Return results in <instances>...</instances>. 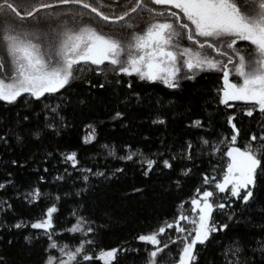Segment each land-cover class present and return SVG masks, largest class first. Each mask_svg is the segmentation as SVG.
Instances as JSON below:
<instances>
[{
    "label": "snow or ice",
    "instance_id": "6c2138e0",
    "mask_svg": "<svg viewBox=\"0 0 264 264\" xmlns=\"http://www.w3.org/2000/svg\"><path fill=\"white\" fill-rule=\"evenodd\" d=\"M97 2L99 7L89 0H41L35 4L25 0L28 6L22 12L23 5L19 0H0V102L15 106L24 94L34 98L36 103L41 98L47 100L49 97L46 94H59L60 90L71 86L81 62L101 66L107 61L113 73L129 76L134 73L142 80L160 81L171 89L180 88L181 81H195L200 72L217 70L223 77V87L217 89L219 103L231 108L230 101H248L252 102V107L247 109L248 116H252L256 108L264 112V0H245L244 8L236 0H133L127 11L116 16L106 15L100 10L104 6L102 0ZM150 4L170 5L175 10L173 7L159 10ZM85 9L98 13L105 21L124 22L129 29L128 35L118 37L99 31L84 21ZM145 10L151 19L142 31L136 30L137 25L130 13H143ZM185 38L193 46H183ZM238 41L250 42L248 47L253 48L251 56H246L237 47ZM208 50L217 55H209ZM96 71L103 72V69L97 67ZM233 76L239 82L230 78ZM96 87L104 88V85ZM131 87L129 83L128 88ZM133 95L140 102V94L134 92ZM22 107L28 109L27 99ZM62 110L61 105L52 107L45 104L43 119L36 124L32 123L35 119L32 111L28 114L22 111L15 113L4 125H0V146L10 148V141L13 140L17 145L24 146L34 140L39 141L49 131L59 134L57 121L59 128L66 126L64 118L58 115ZM120 117L126 118V114L117 111L112 118ZM228 119L232 123L235 116ZM166 122L164 117L152 121L154 124ZM190 126L202 127L203 122L196 119L190 122ZM87 127L93 130L84 137V142L90 143L96 135L93 125ZM232 128L238 133L235 123H232ZM236 139L237 135H233L232 143L227 147L228 160L223 179L204 176V184L215 181V188L225 194L226 201L214 203L213 191L200 193L197 188L200 198L191 200V217L181 212L172 223L160 226L158 231L138 235V240L155 246L148 254L146 264H158V255L168 248V243H179L181 246L175 264H200L197 245L211 244L216 239L213 233L221 230L228 238V245H219L223 256L216 258V264H264V133L259 140L253 135L244 148L234 146ZM201 140L203 145L213 147L208 140ZM126 147L131 149V145ZM213 150L221 151L219 147ZM35 155L23 161L18 157L10 163L24 168L29 159L35 160ZM52 155L50 152L44 154L45 165ZM60 155L72 166L80 163L77 151ZM135 155V152H129L123 159L132 160ZM184 157L194 163L196 157L192 141L186 142L182 155L161 160L145 158L141 164L146 166L144 174L147 175L160 164L172 169L173 161ZM49 171L47 166L43 168L44 173ZM85 171L92 172L91 169ZM117 171L122 173L124 169ZM181 171L183 175H188L192 169ZM94 174L105 175L100 171ZM80 178L89 181L87 175ZM58 179L63 180L64 177L59 176ZM38 180L45 181L46 175L39 176ZM11 184L6 178L0 183V190H7ZM133 191L139 193L143 189L134 188ZM44 195L39 184L32 186L27 194L18 192L20 199L33 206ZM59 200L60 197L56 196L46 211L41 212L40 218L34 220L18 218L10 223L8 219L0 218V232L7 235L20 229L43 230L42 233L29 232L23 237L29 245L46 237L42 264H81L79 257L92 264L94 255L87 251L85 243L91 245L94 241H85L73 248L68 244L61 245L54 238V214L58 218L60 209L56 201ZM2 203L5 205L3 215L7 217L14 210V205L9 201ZM225 209H228L227 220L230 222L219 221L213 215L216 212L219 216ZM181 221H188L191 228L182 226ZM84 223L81 217L78 226L71 231L83 230ZM167 229H174L181 235L161 246L159 237ZM87 232L92 233L94 229L88 226ZM14 242V238L0 236V247L13 246ZM57 250L59 254H55ZM118 251L120 249L116 247L101 249L98 259L104 264H120ZM0 264H16V261L10 259L5 249L0 252Z\"/></svg>",
    "mask_w": 264,
    "mask_h": 264
},
{
    "label": "trees",
    "instance_id": "16d2710c",
    "mask_svg": "<svg viewBox=\"0 0 264 264\" xmlns=\"http://www.w3.org/2000/svg\"><path fill=\"white\" fill-rule=\"evenodd\" d=\"M41 0H28L35 4ZM47 2V0H43ZM94 6L99 7L97 0H89ZM245 7V0H236ZM23 5V12L28 6L25 0H19ZM103 7L100 10L111 16L120 15L127 11L133 0H102ZM159 10H165V5L150 4ZM84 21L92 20L93 24L102 26L105 33L128 35L129 29L124 22L107 23L94 13L84 10ZM43 15V13H41ZM137 29L142 31L145 24L151 19L147 11L131 14ZM18 19V18H17ZM126 21L129 18H125ZM32 23L31 20L28 21ZM191 44L186 38L183 40ZM182 41V42H183ZM250 42H237V47L244 51L246 56H251L253 49L248 47ZM0 49V54H2ZM214 56V55H213ZM111 64L96 66L91 62H81L77 69L76 78L66 90H60L59 94H46L49 98H41L36 103L34 98L24 94L15 106L0 102V125L17 113L28 114L32 111V123L36 124L43 119L42 109L45 104L52 107L61 105L62 111L58 113L64 118L66 126L59 128V134L49 131L39 141H32L24 146H19L15 141H10L11 147L0 146V183L7 178L12 182L7 190H0V218H6L10 223L23 218L25 221L40 218L41 212L55 201L60 209L58 218L54 214V238L58 242L68 244L73 248L85 241H94L89 245L85 243L88 252L94 255L92 264H104L98 259L101 249L119 248L117 256L120 264H146L148 254L155 246L137 239L140 234H148L158 231L160 226L172 223L179 213L191 217L193 215L192 199H199L204 190L215 193L214 203H224L226 197L215 188V181L204 184L205 174L223 179V171L227 165V147L232 143L231 137L237 135L235 145L244 148L251 141L253 135L258 140L264 133V112L254 109L253 115H247V109L252 107V102L230 101L229 108L219 103L217 89L223 87L222 73L217 70H205L198 73L195 81H181V87L171 89L160 81H142L136 74L131 76L113 73ZM97 67L103 72H97ZM237 82L235 76L230 77ZM116 81H119L117 83ZM131 83V89L128 84ZM100 84L104 88L96 87ZM140 94V102H137L133 93ZM127 98V99H126ZM29 101V107L25 110L24 101ZM86 101L81 103L80 101ZM124 112L125 117L113 119L117 112ZM36 114H40L37 116ZM235 116L232 128L229 117ZM159 117L166 118L165 124L152 123ZM200 119L202 127L190 126V122ZM93 125L96 139L90 143L84 142L90 131L88 125ZM206 139L212 144V148L203 145ZM187 141L193 143L194 163L186 157L173 161V168L168 169L162 164L154 167V170L145 175L146 166L141 161L145 158L164 159L173 155H182V149ZM223 141L222 143H218ZM256 143V142H252ZM131 145V149L126 147ZM219 147L220 152L213 149ZM77 151L79 165L72 166L64 161L61 153ZM39 152L38 155H35ZM52 153L47 165L43 163L44 154ZM129 152H135L132 160L123 157ZM143 153V155H141ZM35 155V160L29 159L26 167L19 168L12 165V159L30 158ZM47 166L50 171L44 173ZM124 169L118 172L117 169ZM91 169L89 173L85 171ZM182 169H192L188 175H183ZM215 169V171L213 170ZM97 171L104 172V176L95 175ZM8 173L12 175L9 176ZM115 173V175H112ZM41 175H46L45 181H39ZM87 175L89 181L85 182L80 177ZM63 176L64 179H58ZM178 182V183H177ZM39 184L42 193L40 201L35 206L18 197V192L29 193L31 187ZM143 189L142 192H134L133 189ZM3 201H9L14 205V210L7 217L3 215L5 207ZM219 211V210H217ZM228 209L219 216L214 217L223 222L227 220ZM83 217V230L72 232L73 227L78 226ZM182 226L191 228L188 221H181ZM91 226L94 232H87ZM29 232L42 233L39 229L13 230L7 235L0 232V236L6 239L14 238L13 246L0 247V252L5 249L9 257L16 264H42V249L45 238L34 241L29 245L23 239ZM177 233L174 229H167L160 235L163 244L174 240ZM216 237L211 244L197 245L200 251V264H216V258L223 256L221 243L228 245V238L224 230L213 233ZM180 244L168 243V248L158 255V264H175L178 259ZM81 264H89L83 261Z\"/></svg>",
    "mask_w": 264,
    "mask_h": 264
},
{
    "label": "rangeland",
    "instance_id": "374dc122",
    "mask_svg": "<svg viewBox=\"0 0 264 264\" xmlns=\"http://www.w3.org/2000/svg\"><path fill=\"white\" fill-rule=\"evenodd\" d=\"M106 15H108L107 13H106ZM109 16H111V15H109ZM87 23H90V24H92L93 26H95L99 31H101V32H105V31H103L102 30V26L103 25H101L100 24V26H98V25H96V23L95 24H93V21L90 19V20H87L86 21ZM104 22H107V21H104ZM107 23H110V22H107ZM114 23V22H113ZM115 35V34H114ZM119 36H126V35H119ZM118 36V37H119ZM182 44H183V46H186V47H190V46H193V44L191 43H189V44H187V43H185L184 41L182 42ZM253 49V48H252ZM2 51V50H1ZM208 54L209 55H214V56H216L217 54L214 52V51H212V50H208ZM107 62V61H106ZM110 64V63H109ZM109 67H112L111 65L109 66ZM134 74V73H133ZM138 78L140 79V77L138 76ZM140 80H142V79H140ZM142 81H148V80H142ZM237 82H239V80L237 79ZM190 224V223H189ZM191 225V224H190ZM55 254H59L58 253V250H57V252L55 253Z\"/></svg>",
    "mask_w": 264,
    "mask_h": 264
},
{
    "label": "water",
    "instance_id": "95a60500",
    "mask_svg": "<svg viewBox=\"0 0 264 264\" xmlns=\"http://www.w3.org/2000/svg\"><path fill=\"white\" fill-rule=\"evenodd\" d=\"M86 10L90 11L89 9H86ZM90 12H91V11H90ZM94 14L103 20V18L100 17V16L98 15V13H94ZM130 15H131V13H130ZM104 21H105V20H104ZM107 22L113 23V21H107Z\"/></svg>",
    "mask_w": 264,
    "mask_h": 264
}]
</instances>
